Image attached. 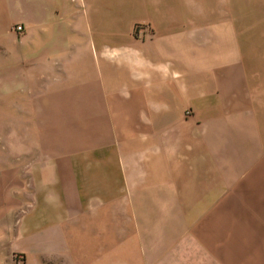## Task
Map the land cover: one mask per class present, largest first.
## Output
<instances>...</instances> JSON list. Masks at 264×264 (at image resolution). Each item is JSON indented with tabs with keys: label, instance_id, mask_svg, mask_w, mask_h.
<instances>
[{
	"label": "crops",
	"instance_id": "0c3cea01",
	"mask_svg": "<svg viewBox=\"0 0 264 264\" xmlns=\"http://www.w3.org/2000/svg\"><path fill=\"white\" fill-rule=\"evenodd\" d=\"M0 264H264V0H0Z\"/></svg>",
	"mask_w": 264,
	"mask_h": 264
},
{
	"label": "rangeland",
	"instance_id": "374dc122",
	"mask_svg": "<svg viewBox=\"0 0 264 264\" xmlns=\"http://www.w3.org/2000/svg\"><path fill=\"white\" fill-rule=\"evenodd\" d=\"M250 7H252V8H250V10H253L254 12L257 11V6L256 5L250 4ZM93 62H95V60ZM93 62L90 60V65L91 66H93V64H94Z\"/></svg>",
	"mask_w": 264,
	"mask_h": 264
},
{
	"label": "built area",
	"instance_id": "2783aa9c",
	"mask_svg": "<svg viewBox=\"0 0 264 264\" xmlns=\"http://www.w3.org/2000/svg\"><path fill=\"white\" fill-rule=\"evenodd\" d=\"M142 25H144V24H140V25H138V28H139V27H142ZM15 29H16V30H19V31H22V30L24 29V27H23L22 25H17V26L15 27Z\"/></svg>",
	"mask_w": 264,
	"mask_h": 264
}]
</instances>
